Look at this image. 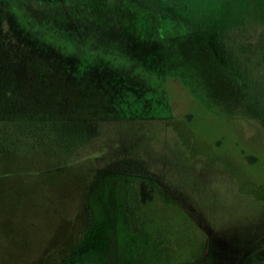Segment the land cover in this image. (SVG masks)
Instances as JSON below:
<instances>
[{"label":"rangeland","instance_id":"obj_1","mask_svg":"<svg viewBox=\"0 0 264 264\" xmlns=\"http://www.w3.org/2000/svg\"><path fill=\"white\" fill-rule=\"evenodd\" d=\"M12 1L118 87L77 150L0 121V264H264V0Z\"/></svg>","mask_w":264,"mask_h":264},{"label":"trees","instance_id":"obj_2","mask_svg":"<svg viewBox=\"0 0 264 264\" xmlns=\"http://www.w3.org/2000/svg\"><path fill=\"white\" fill-rule=\"evenodd\" d=\"M11 4L12 0H0V103L16 107L13 112L0 110V121L12 126L4 137L10 144L14 136L18 143L34 138L33 148L47 140L64 150H77L94 140L93 125L114 119L107 101H114L112 91L118 84L110 83L102 94L87 87L89 82L80 79L86 70L83 62L70 63L71 53L57 55L48 49L38 30H11ZM148 10L161 18L159 10Z\"/></svg>","mask_w":264,"mask_h":264}]
</instances>
